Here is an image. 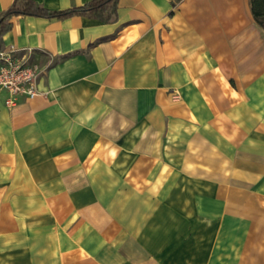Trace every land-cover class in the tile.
Segmentation results:
<instances>
[{
	"label": "crops",
	"instance_id": "obj_1",
	"mask_svg": "<svg viewBox=\"0 0 264 264\" xmlns=\"http://www.w3.org/2000/svg\"><path fill=\"white\" fill-rule=\"evenodd\" d=\"M10 22L3 49L46 70L32 99L9 107L0 91V264H215L187 255L203 222L235 235L264 219V28L250 0Z\"/></svg>",
	"mask_w": 264,
	"mask_h": 264
},
{
	"label": "rangeland",
	"instance_id": "obj_2",
	"mask_svg": "<svg viewBox=\"0 0 264 264\" xmlns=\"http://www.w3.org/2000/svg\"><path fill=\"white\" fill-rule=\"evenodd\" d=\"M203 223L202 229L208 233L201 237L192 236L193 243L189 246L191 248H188L191 250L187 253L189 258L208 257L216 264L215 261L219 260L217 256H223L227 260L226 263L231 264H264V219L254 221L251 225L242 223L235 235L226 234L224 230L219 231L218 224L214 220L208 219ZM189 239L191 237L180 236L176 244L178 246ZM220 248L224 251L216 252Z\"/></svg>",
	"mask_w": 264,
	"mask_h": 264
},
{
	"label": "trees",
	"instance_id": "obj_3",
	"mask_svg": "<svg viewBox=\"0 0 264 264\" xmlns=\"http://www.w3.org/2000/svg\"><path fill=\"white\" fill-rule=\"evenodd\" d=\"M119 0H89L83 5L64 10H49L38 5L34 0H13L12 3L0 11V50L4 48L3 35L11 28V18L28 15L46 18L65 19L71 16H88L102 22H112L116 18ZM253 18L264 28V0H250Z\"/></svg>",
	"mask_w": 264,
	"mask_h": 264
},
{
	"label": "built area",
	"instance_id": "obj_4",
	"mask_svg": "<svg viewBox=\"0 0 264 264\" xmlns=\"http://www.w3.org/2000/svg\"><path fill=\"white\" fill-rule=\"evenodd\" d=\"M45 70L46 66L29 63L14 51L0 50V91L7 95L5 105L12 107L21 98L32 99L41 94L38 83Z\"/></svg>",
	"mask_w": 264,
	"mask_h": 264
}]
</instances>
